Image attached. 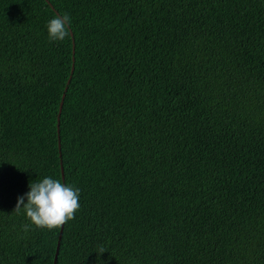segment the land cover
<instances>
[{
    "label": "trees",
    "instance_id": "1",
    "mask_svg": "<svg viewBox=\"0 0 264 264\" xmlns=\"http://www.w3.org/2000/svg\"><path fill=\"white\" fill-rule=\"evenodd\" d=\"M45 176L81 190L61 239L15 210ZM60 241L58 264H264V0H0V264Z\"/></svg>",
    "mask_w": 264,
    "mask_h": 264
},
{
    "label": "clouds",
    "instance_id": "2",
    "mask_svg": "<svg viewBox=\"0 0 264 264\" xmlns=\"http://www.w3.org/2000/svg\"><path fill=\"white\" fill-rule=\"evenodd\" d=\"M71 25L72 18L69 13L57 14L52 16L47 21L46 25L49 39L51 41L57 42L63 41L66 37L69 36ZM72 37L75 53L74 33H72ZM69 81L71 80L69 79ZM68 82L66 86L67 90L69 87ZM64 94H66V92ZM198 139H200V142L202 144L209 142L211 143L218 140L217 138L211 136H198ZM80 191L81 190L79 189V187L64 183L59 178H54L53 176H45L42 180L29 184V191L17 197L15 210H23L24 215L30 222L29 226L47 228L49 230L62 227L61 231H63L64 225L68 221L75 218L77 211L81 207ZM58 245L59 251L58 246L57 251L59 258L61 241L58 242ZM104 252L105 251L101 250L98 254H102Z\"/></svg>",
    "mask_w": 264,
    "mask_h": 264
},
{
    "label": "water",
    "instance_id": "3",
    "mask_svg": "<svg viewBox=\"0 0 264 264\" xmlns=\"http://www.w3.org/2000/svg\"><path fill=\"white\" fill-rule=\"evenodd\" d=\"M69 82H68V84H69ZM66 91H67V88H66ZM65 96H66V94L63 95V100H62V103H61V106H60V112H59V117H58L59 123H60V116H61V113H62V108H63ZM60 148H61V146H60ZM62 171H63V167H62ZM62 234H63V231H61V233H60V237H59L60 239L62 238ZM58 251H59V245H58ZM58 251H57V254H56V258H55V264H57V260H58Z\"/></svg>",
    "mask_w": 264,
    "mask_h": 264
}]
</instances>
